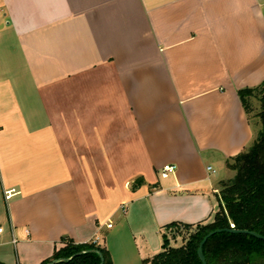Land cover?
Wrapping results in <instances>:
<instances>
[{
  "label": "crops",
  "instance_id": "0c3cea01",
  "mask_svg": "<svg viewBox=\"0 0 264 264\" xmlns=\"http://www.w3.org/2000/svg\"><path fill=\"white\" fill-rule=\"evenodd\" d=\"M263 82L264 0H0V263L67 238L142 264L211 222Z\"/></svg>",
  "mask_w": 264,
  "mask_h": 264
},
{
  "label": "trees",
  "instance_id": "16d2710c",
  "mask_svg": "<svg viewBox=\"0 0 264 264\" xmlns=\"http://www.w3.org/2000/svg\"><path fill=\"white\" fill-rule=\"evenodd\" d=\"M260 95V111L256 117L260 130L251 144L238 155L226 160V168L234 172L231 179L217 183L219 209L212 221L196 225L171 223L164 227L161 251L142 264H202L197 249L203 238L216 230L251 231L264 237V82L254 88L237 91L247 119L250 121V99ZM140 178L131 190L141 187ZM175 229L176 233L172 230ZM180 229V231H179ZM180 238L181 245L172 247L171 241ZM63 247L42 264H112L108 251L97 243L75 244L61 239ZM80 254L78 256H75ZM206 264H264V241L251 236L220 233L208 238L203 246ZM75 256V257H74ZM70 259V260H69ZM2 264V263H0Z\"/></svg>",
  "mask_w": 264,
  "mask_h": 264
},
{
  "label": "rangeland",
  "instance_id": "374dc122",
  "mask_svg": "<svg viewBox=\"0 0 264 264\" xmlns=\"http://www.w3.org/2000/svg\"><path fill=\"white\" fill-rule=\"evenodd\" d=\"M260 95H256V97L250 99V105H251V109H250V113L248 114V117L250 119L251 124L255 127V136L256 133L260 130V122L259 119L256 117V114L259 113L261 107H260ZM254 136V138H255ZM222 176H225L227 179H231L234 176V172L228 171L223 169L222 170ZM225 181V180H224ZM173 232L171 233H176L177 231L175 229L172 230ZM180 231V229H179ZM170 245L172 247H179L181 245V240L180 238L176 239L175 241H171Z\"/></svg>",
  "mask_w": 264,
  "mask_h": 264
},
{
  "label": "water",
  "instance_id": "95a60500",
  "mask_svg": "<svg viewBox=\"0 0 264 264\" xmlns=\"http://www.w3.org/2000/svg\"><path fill=\"white\" fill-rule=\"evenodd\" d=\"M220 233H229V234H239V235H246V236H251V237H254L256 239H259V240H262L264 241V237L263 236H260L254 232H251V231H242V230H236V229H233V228H230V229H223V230H216V231H213V232H210L209 234H207L203 240L200 242L199 246H198V249H197V255H198V258L200 259L201 263L202 264H206V261H205V257L203 255V246L205 244V242L208 240V238H210L211 236L215 235V234H220ZM80 254H77L75 256H78ZM74 256V257H75ZM100 256V259H101V263L103 262V259ZM70 260V259H69Z\"/></svg>",
  "mask_w": 264,
  "mask_h": 264
},
{
  "label": "built area",
  "instance_id": "2783aa9c",
  "mask_svg": "<svg viewBox=\"0 0 264 264\" xmlns=\"http://www.w3.org/2000/svg\"><path fill=\"white\" fill-rule=\"evenodd\" d=\"M174 167H172V166H169V165H167V166H164L162 169H161V177L163 178V179H166L168 176H169V174H173L174 173ZM208 171H211V168H208L207 169ZM15 194V191L14 190H9V191H5L4 193H3V195H4V200L5 201H8V200H10L11 198H12V196ZM106 227L107 228H110L111 227V223H109L108 225H106ZM230 228H233L234 229V226L233 225H230ZM97 241H98V239H96L95 241H92V242H94V243H97ZM15 242V241H14Z\"/></svg>",
  "mask_w": 264,
  "mask_h": 264
}]
</instances>
